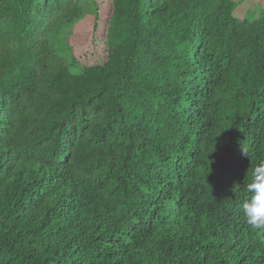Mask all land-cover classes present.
Here are the masks:
<instances>
[{
	"label": "trees",
	"instance_id": "16d2710c",
	"mask_svg": "<svg viewBox=\"0 0 264 264\" xmlns=\"http://www.w3.org/2000/svg\"><path fill=\"white\" fill-rule=\"evenodd\" d=\"M109 1L106 60L82 66L47 40L62 1L0 0V264H264L243 209L264 161V12Z\"/></svg>",
	"mask_w": 264,
	"mask_h": 264
},
{
	"label": "rangeland",
	"instance_id": "374dc122",
	"mask_svg": "<svg viewBox=\"0 0 264 264\" xmlns=\"http://www.w3.org/2000/svg\"><path fill=\"white\" fill-rule=\"evenodd\" d=\"M60 1H62L65 8L68 9L63 19L65 23L61 24L58 30L54 28V32H51L47 36V40L49 44H51L53 55L56 60H74L77 64L82 66L97 64L106 60L103 39L106 33L108 18L111 13V2L109 0H98V7L100 9L98 17H100L101 21L95 33L93 31V25L97 15L92 14V16H88L87 18H84L87 14L81 16L84 11L87 12L91 10L93 13L94 7L88 8V5L84 4L83 0ZM233 1L236 4V10L240 14L257 17L264 12V0ZM83 4L85 6H83ZM74 5L80 6V8H82L81 11H72ZM1 33L3 32H0V36ZM0 52L4 53V45L3 48L0 46Z\"/></svg>",
	"mask_w": 264,
	"mask_h": 264
},
{
	"label": "clouds",
	"instance_id": "9594fccd",
	"mask_svg": "<svg viewBox=\"0 0 264 264\" xmlns=\"http://www.w3.org/2000/svg\"><path fill=\"white\" fill-rule=\"evenodd\" d=\"M246 187L251 194L243 204L246 222L252 230L264 231V161L253 169Z\"/></svg>",
	"mask_w": 264,
	"mask_h": 264
}]
</instances>
